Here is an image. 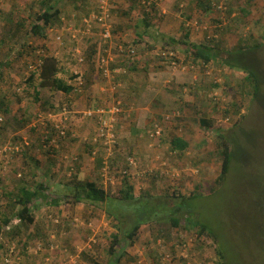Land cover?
<instances>
[{"label": "rangeland", "instance_id": "rangeland-1", "mask_svg": "<svg viewBox=\"0 0 264 264\" xmlns=\"http://www.w3.org/2000/svg\"><path fill=\"white\" fill-rule=\"evenodd\" d=\"M43 1L0 0V100L9 102L11 109L7 114L0 111V178L9 171L14 179L23 176L18 181L28 180L26 169L38 170L34 184L41 192L35 201H58L39 203L34 212L41 215L44 226L35 232L30 230L33 225L21 229L20 234L33 241L27 244L4 232V214L14 218L20 210L16 212L14 204L0 205V257L10 240L24 249V264H43L47 258L48 264H217L220 246L226 264H264V0H233L229 11L219 9L226 0H134L128 10L123 8L125 2L111 0L112 17L117 11L124 21L114 43L136 41L138 56L130 64L143 68L132 73V67L121 64L127 61L121 57L111 64V70L120 71L108 77L96 62L102 48L98 45L95 50L91 39L72 43L67 38L65 44L55 40L65 24L78 27L98 7V0L64 6L61 20L53 22L45 36L32 30ZM247 2L250 16L243 19L240 10ZM183 42L215 46L223 62L234 64L233 69L214 60L195 64L187 56L192 50ZM239 47L243 48L237 54ZM38 48L63 59L58 75L62 81L77 83L73 75L85 67L80 88L65 93L42 87L40 71L28 67ZM75 48L85 58L82 64L71 56ZM165 49L174 50L178 67L160 59ZM245 68L253 75L249 77ZM131 74L141 79L134 89H127ZM256 80L262 92L258 98ZM113 83L114 94L108 89ZM133 91H140L142 99L132 100ZM214 96L222 102L213 104ZM115 100L122 108L115 115V142H94L101 127L95 114L86 117L85 113L89 108H110ZM145 106L155 112L141 115ZM64 107L71 115L69 125L64 124L67 137L54 140L49 125L53 117L59 120ZM39 113L42 120L37 119ZM201 118L211 119L213 130L202 127ZM133 123L143 132L134 134ZM155 124L162 134L152 137ZM219 131L225 132L233 159L230 171L221 178ZM177 136L189 143L182 153L170 149L171 138ZM24 139L29 144L22 146ZM7 146L13 150L1 153ZM86 179L103 185L113 197L121 196L128 185L133 187L131 206L121 207L124 203L119 200L110 203L120 220L88 201H75L72 193ZM1 182L0 190L5 188ZM142 201L149 205L139 207ZM147 206L155 207L157 214L134 239H126L134 215L141 221L148 215ZM172 208L193 212L192 219L181 218L180 226H173ZM196 221L208 228L212 239L207 233L204 239L199 237ZM116 234L123 239L112 252Z\"/></svg>", "mask_w": 264, "mask_h": 264}, {"label": "trees", "instance_id": "trees-1", "mask_svg": "<svg viewBox=\"0 0 264 264\" xmlns=\"http://www.w3.org/2000/svg\"><path fill=\"white\" fill-rule=\"evenodd\" d=\"M79 1H84V0H59L60 5H58L59 3L54 2L53 0H44L42 3V12L38 15V19H37V23L33 25L32 30L36 33V34H41L43 36H45V31L48 27H51V25L53 24V22L55 23L56 21H60L61 19V14L63 13V7L66 5H70L72 2L77 3ZM247 4V5H246ZM243 8L241 7L240 12L242 13V15L240 16L241 18H247L248 16H250V8H249V4L250 2H247ZM96 10V9H95ZM93 10V11H95ZM91 11V12H93ZM229 11V8H228ZM234 11L231 10V12H229V15H231ZM90 14L87 13L86 16ZM237 16V15H235ZM115 33V32H114ZM98 35H99V30H98ZM97 35V36H98ZM95 37V35H92L91 38ZM171 42H177L175 39H171ZM136 41H134L132 44H126V46H130L132 45L137 46ZM182 42L180 41V44ZM186 47L189 46L190 50H192L193 54H188L187 56L188 59H192L193 62L196 64V61H203V64H208L210 63L211 60H214L216 62H219L221 64L225 63L229 68H232V65H234L230 60L226 59L224 60V62L222 61L219 52L217 51L215 46L209 45L208 43H188V42H183ZM245 46V45H244ZM243 47H239V50L236 51L237 54H239V52L242 50ZM257 48V47H255ZM245 54V53H243ZM138 56V55H137ZM121 57H123L125 60V63H121L123 64L125 67H127V69L130 70H137V67L134 64H130L133 62V60L131 59H127L124 55L121 56L119 55V60L121 59ZM160 59H162L160 57ZM122 60V59H121ZM116 63V62H115ZM114 63V64H115ZM134 65V66H133ZM114 69V68H113ZM233 69V68H232ZM62 68L61 65H59L58 60L56 59V57H54L53 55L47 56L44 60V64L41 67L40 70V76H41V86L45 87V88H50V89H58L60 91H64L65 93H69L71 91L76 90V88L65 81H62L61 79H59L58 75L60 74ZM130 72H133L131 71ZM245 71L248 72V74L251 73V71H249L247 68L244 69ZM253 75L250 74L249 77ZM75 77V80H82L81 76L79 75H73ZM35 77V73L31 75L30 80L34 79ZM81 78V79H80ZM216 84H218V81H216ZM260 86L257 83H255V89H254V96L255 97H260L262 92L260 91ZM260 95V96H259ZM214 99L212 100L213 104L217 103V102H222L221 98L218 96H214ZM218 98H220L221 100H219ZM220 104V103H218ZM237 105V104H236ZM195 106V105H194ZM99 107H108L107 105L105 106H99ZM214 109V107H213ZM0 111L7 114L8 112L11 111L10 107H9V102H7L4 98H2L0 100ZM228 113V112H227ZM226 113V114H227ZM39 114H37V119L39 118L38 116ZM108 115V114H107ZM70 118L71 115L69 116V120L67 121L68 125L70 122ZM226 118V117H225ZM211 119H204L201 118L200 119V123L202 127H205L206 129H212V122L210 121ZM2 121V120H1ZM98 121V120H97ZM47 124H50L48 120H46ZM45 125V124H44ZM49 127L52 129V133L49 134L50 137H55L57 138V131L49 125ZM46 128V127H45ZM70 133V132H69ZM67 137V135L65 136ZM218 137L221 138L223 141H220V147H221V155H222V165H221V177H223L224 175H226L229 171L230 168L232 166V148H231V144L229 143V140L226 138V134L225 132H218ZM58 139V138H57ZM189 147V143L188 141L184 140L183 138L177 136V137H172L170 140V149L173 151H178L180 153L186 151V149ZM47 151L50 150V147L48 149H46ZM1 153H5L7 154V152L3 151ZM37 168H39V163L37 162ZM38 171V170H37ZM36 171V172H37ZM35 176V174L33 173V175L31 176V178L33 179ZM23 178V176L17 177V181L18 179ZM30 180V179H29ZM22 181H26L25 179H22ZM81 183H79L78 185H80L79 187L77 186L76 189H74V192L72 193L75 201L76 202H82V201H88L90 203H92L93 205H96L97 207L103 209V210H107L108 214L110 216H113L117 219L120 220V217L114 212L112 213L111 209H110V203H112V201L114 200H119L121 203H124L123 205H121V207H123L124 205L126 206H131L132 205V200L134 198L133 194H132V190L133 187L131 185H128V189L125 190L124 192L121 193V196H117V197H113L112 195H110L108 193V191L106 189H104L103 185H98L97 182L92 181L90 179H86L84 181H80ZM42 186V185H40ZM37 190H31L28 188H24L20 191V194L18 195V200H19V204L22 206L20 211L18 212V214L13 218H8L5 219V227H4V232L7 234L11 233L12 235H16L19 233V231L25 227V226H31L34 223V215L31 211V202L33 200V198L35 196H38L39 194L37 193ZM196 194L191 195V197H194ZM198 196V195H197ZM123 199V200H121ZM58 200H55V202H57ZM148 204L146 201H142L141 204L139 205V207L144 206ZM149 205V204H148ZM149 206H147L146 211L148 212V215L144 216V217H140V220L136 219V216L134 215V226L133 228L129 229L128 231L126 230L125 232V238L132 240L136 237L139 229L143 226H146L150 223L149 219L156 215L157 212L155 210V207L153 209L148 208ZM173 211L175 212L174 215L171 216L172 218V225L173 226H180V221L181 218H184L186 220H191L192 219V215L191 213L193 212H185L182 211L181 212V208L175 209L172 208ZM159 210V209H157ZM17 218V219H16ZM16 220V221H15ZM21 223V224H20ZM197 223V221H196ZM20 224V225H18ZM11 225L12 228H8V226ZM18 225V226H16ZM197 225L200 227L198 230V235L201 239H204L205 233L208 234V237L211 238L212 233L208 230V228L198 222ZM196 225V226H197ZM195 227V226H192ZM119 235H114V242L112 244V248L111 251H114V245H116L117 243H121L123 238H119ZM213 238V236H212ZM211 238V239H212ZM215 239V238H214ZM9 243H14V241H10ZM218 252V256H219V261L217 262V264H226L225 261H223V257H224V251H223V247H219V249L217 250ZM95 264H101L99 262H95Z\"/></svg>", "mask_w": 264, "mask_h": 264}, {"label": "built area", "instance_id": "built-area-1", "mask_svg": "<svg viewBox=\"0 0 264 264\" xmlns=\"http://www.w3.org/2000/svg\"><path fill=\"white\" fill-rule=\"evenodd\" d=\"M231 1L233 2V0H226L223 5L219 6V9L223 11L227 10L229 8L228 4ZM97 6L98 7L95 11L82 18L78 27L65 24L62 28L61 33L55 36V40L57 43L65 44V39L68 38L69 42L79 43L84 38H90L95 32V28L98 27L99 34L101 36L100 48L102 49L99 51V55L97 54L98 56H96V62L98 63V66L103 70L104 75L108 77L111 74L120 71V69H112L114 70V72L111 70V64L117 61L116 55L113 52V49L115 48V37L113 34V23L111 15L113 6L111 0H99ZM103 47H106V49H103ZM116 51L118 56L124 55L126 58L131 60H135V58L137 57L136 48L132 45L126 46L124 42L116 44ZM70 53L73 59L77 60L79 63H83L85 61V58L82 56L81 51H79L78 49H72ZM159 55L162 59H165V61H168L174 67H178V59H176V54L174 53V50L172 51L170 49H165L162 50L161 54L159 53ZM47 56L48 55L46 53V49L38 48L36 50V58L28 64V67L31 72H35L36 70L40 71ZM180 66L187 67L186 65H183L182 62H180ZM75 73L78 74L77 71ZM76 82L77 83L70 84L78 88H80V86L83 84L82 80H78ZM108 89L114 94L117 91V85L113 83ZM121 110V101L115 100L113 106L110 108H89L86 111V117H91L95 114V117L98 120V124L101 127L100 132L98 133L99 135L94 142H102L106 145H111L115 142V115ZM62 113L63 115L59 117V120L54 117L53 120L50 119L52 121L50 122L52 124V127L54 124L55 130L57 131V138H61L67 135V130L65 129L66 127L64 125L68 124L67 121L69 120V112L67 107L63 108ZM110 115L111 119L109 120L107 116L110 117ZM38 116L39 120H42V114L39 113ZM113 116L114 118H112ZM0 120H3L2 116H0ZM228 120L229 119H227V122ZM47 126L48 124H45L46 128ZM152 132V137L160 136L162 134V128L158 124H155ZM57 138H54V140H58ZM22 142V146L23 144H29L27 141H25V139ZM10 150H13V148L10 146L4 148L5 152ZM14 151L18 152V147L17 150L14 149ZM93 154H96V152H94ZM105 169L106 167L104 168V170ZM51 217L54 224H56V222L58 221L52 215ZM8 228L10 229L12 228V226L9 225ZM19 251L20 248L16 242L7 244L5 255L0 259V264H24L23 257ZM48 260L49 259H47L43 264H48Z\"/></svg>", "mask_w": 264, "mask_h": 264}, {"label": "crops", "instance_id": "crops-1", "mask_svg": "<svg viewBox=\"0 0 264 264\" xmlns=\"http://www.w3.org/2000/svg\"><path fill=\"white\" fill-rule=\"evenodd\" d=\"M120 3L121 2H125L123 5H124V9L125 10H128L129 9V7L131 6V4L132 5H135V1L133 0H127V3H126V0H121V1H119ZM132 8V7H131ZM88 12V11H87ZM116 12V15L114 16L113 15V17H115V18H113L112 17V20H114L113 21V23H114V31H115V33H116V35L119 33V31H122L123 30V27H124V21H123V19L121 18V17H119L118 16V14H117V11H115ZM64 13V12H63ZM118 18V19H117ZM155 21V20H154ZM151 26L153 25V24H150ZM150 26V27H151ZM122 29V30H120V29ZM95 31H96V33H95V37H93V38H89V39H91L93 42H95V50H97V48H98V45H99V47H100V36L98 35V33H97V30L95 29ZM149 32H151V31H148L147 29H144V33H149ZM143 33V34H144ZM156 34H158V32L157 33H155V34H153V35H156ZM98 35V36H97ZM103 49H106V47H103ZM114 51H116V44H115V48H114ZM94 54H98V53H94ZM119 56H117L116 57V59H117V61H119L120 62V60H119V58H118ZM57 60H58V63H59V65H61V60H63V59H60V58H56ZM139 59H140V55H139ZM31 62V61H30ZM118 62V63H119ZM139 63H142L141 62V59L138 61ZM142 66V65H141ZM140 65H138V67H137V69L138 70H140V67H141ZM144 66L145 67H147L148 68V66H147V64L145 63L144 64ZM85 68V67H84ZM84 68H82V69H79V72H80V75L81 76H83V74L86 72V71H84V70H86V69H84ZM142 68H143V66H142ZM148 71H149V69L147 70V74H148ZM133 72H135V71H133ZM132 72V73H133ZM86 74H88V73H86ZM60 75V74H59ZM141 79V76L140 77H138V78H136V77H134V74H131L130 75V77H129V79H128V81H129V85L127 86V89H134V83H135V81L137 80V79ZM130 82H131V84H130ZM103 89V88H102ZM144 95H145V100H146V95H147V92H145L144 93ZM142 96L143 95H141V93H140V91H133V93H132V95H131V98H132V100H134L135 102L136 101H139V100H141L142 99ZM139 99V100H138ZM135 102H133V103H135ZM144 109V111L142 110L141 111V115H146V114H150V113H154L155 111H152V108H150V107H148V106H145V108H143ZM131 130H132V132L134 133V134H136V132H137V130H138V133L139 132H143V128H140V127H138V125L136 124V123H133V127H131ZM57 149H54V151H56ZM35 159V158H34ZM33 160V159H32ZM35 166L37 167V162H39V161H37V159H35ZM39 166V165H38ZM4 172V174H1V178H0V182H1V184H3V185H5V188H3V189H1L0 190V196H3V199H2V203H0V205H1V208H4V207H7L9 204H14V206H15V210H16V212H17V210L19 211L20 209H21V205L19 204V200H18V195L20 194V191L22 190V189H24V188H28V189H31V190H36V184H34L35 182H38V179L37 178H31L30 176H32L33 175V173L35 174V175H38V174H40V173H38V172H36V170H32V169H29V170H27L26 169V174L29 176V179L31 178V180H26V181H17V179H14V177H13V175H14V173L13 172H9V171H3ZM79 172H81V170L79 171ZM78 172V173H79ZM85 172V171H84ZM78 173H76L77 174V176H80V175H78ZM20 175V174H19ZM44 178V176L42 177V179ZM2 179V180H1ZM38 190H37V193L38 194H40V189L39 188H37ZM37 197L35 196L34 198H33V200H32V202H31V211H32V213H33V215H34V223L32 224L33 225V227H31L30 228V230H33V232H35V228H37L38 226H40V227H42L43 228V226H44V220L42 219V217H41V215L39 216V214H37L36 212H34V211H36V208L39 206V203L40 202H36L35 201V199H36ZM55 200H57V199H51L50 201H48V202H44L45 204H52V203H54V201ZM43 203V204H44ZM55 203H57V202H55ZM2 204H4V206L2 207ZM41 204V203H40ZM43 204H41V205H43ZM53 205V204H52ZM48 207V206H47ZM46 208V207H45ZM41 209H43V208H41ZM40 209V210H41ZM16 214V213H15ZM12 216H13V214H4V220L5 219H8V218H12ZM16 221V220H15ZM31 225V226H32ZM30 230H29V232H30ZM51 229H50V227L48 228V233H49V231H50ZM22 231L20 230L19 231V233L18 234H16V235H12V234H10V236H12V237H15V238H17V239H19L20 241H22V243L23 244H27V243H31V242H33V241H31V240H29L28 239V236L26 237L25 235H21L20 233H21ZM51 233H53L52 231H51ZM30 235V234H29ZM31 236V235H30ZM53 236V235H52ZM31 237H33V236H31ZM37 239V238H36ZM35 239V240H36ZM9 242V241H8ZM28 246L30 247L31 246V244H28ZM20 249L22 250V251H24V249L23 248H21L20 247ZM23 260H24V262H25V258H23Z\"/></svg>", "mask_w": 264, "mask_h": 264}, {"label": "clouds", "instance_id": "clouds-1", "mask_svg": "<svg viewBox=\"0 0 264 264\" xmlns=\"http://www.w3.org/2000/svg\"><path fill=\"white\" fill-rule=\"evenodd\" d=\"M99 1V0H98ZM95 9H97V7L95 8ZM91 13V12H90ZM112 23H113V21H112ZM96 30H97V33H98V27H96L95 28ZM115 31H114V23H113V34H116V33H114ZM95 33H96V31L94 32V34L93 35H95ZM99 36H100V34H99ZM115 37V36H114ZM91 38V37H90ZM89 39V38H88ZM100 39H101V36H100ZM118 56V55H117ZM116 56V57H117ZM75 60V59H74ZM78 62V61H77ZM79 63V62H78ZM79 64H82V63H79ZM78 72V71H77ZM76 75H79V76H81L80 75V72H78V74H76ZM23 141V140H22ZM19 176H21V175H19ZM7 244H9V242H7ZM7 244L5 243V245H6V247H7ZM5 252H6V248H5ZM20 253H21V249H20ZM5 255V253L0 257V259L3 257ZM22 255V254H21ZM23 257V256H22ZM48 259V258H47ZM46 259V260H47ZM49 261V260H48ZM24 263V262H23Z\"/></svg>", "mask_w": 264, "mask_h": 264}, {"label": "flooded vegetation", "instance_id": "flooded-vegetation-1", "mask_svg": "<svg viewBox=\"0 0 264 264\" xmlns=\"http://www.w3.org/2000/svg\"><path fill=\"white\" fill-rule=\"evenodd\" d=\"M41 188V187H40ZM40 192H41V190H40Z\"/></svg>", "mask_w": 264, "mask_h": 264}]
</instances>
